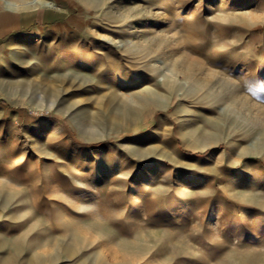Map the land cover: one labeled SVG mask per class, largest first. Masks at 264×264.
Segmentation results:
<instances>
[{"label": "rangeland", "instance_id": "374dc122", "mask_svg": "<svg viewBox=\"0 0 264 264\" xmlns=\"http://www.w3.org/2000/svg\"><path fill=\"white\" fill-rule=\"evenodd\" d=\"M32 1L0 0V264H264V0Z\"/></svg>", "mask_w": 264, "mask_h": 264}, {"label": "bare ground", "instance_id": "6f19581e", "mask_svg": "<svg viewBox=\"0 0 264 264\" xmlns=\"http://www.w3.org/2000/svg\"><path fill=\"white\" fill-rule=\"evenodd\" d=\"M5 1H6V0H5ZM5 3H6V4H1V3H0V12H4V11H15V10H17V9L15 8V7H17L16 5H14L15 7L13 8V7L11 6L10 3H8V2H5ZM30 3H31V2H30ZM54 3H55V2H54ZM28 4H29V3H28ZM9 5H10V6H9ZM12 5H13V4H12ZM32 5H33V6H37V7L39 6V7H40V6H42V5H50V6H53L54 4H53L52 2H51V3H49V2L47 3V2H45L44 0H33V1H32ZM18 6H19V5H18ZM27 6H28V5H27ZM9 7H12V8H9ZM29 7H30V6H29ZM22 8H23V7H22ZM32 9H33V8H32ZM151 10H152V8H151ZM161 16H162V15H161ZM152 17H153V16H152ZM5 19H6V17L4 16V17L2 18V21H4ZM0 22H1V21H0ZM126 26H127V25H126ZM128 26H129V25H128ZM128 26H127V27H128ZM131 26H132V25H131ZM127 27H126V28H127ZM126 28H124V30H126ZM147 28H148V27H147ZM128 29H129V28H128ZM145 29H146V28H145ZM145 29H144V30H145ZM130 30H131V27H130ZM137 30H138V29H137ZM125 32H126V33L129 32V30H127V31H125ZM139 32H140V31H139ZM156 32H157V31H156ZM126 33H125V34H126ZM137 33H138V32H137ZM133 34H134V33H133ZM37 35H38V33L35 34V38H38ZM137 36H138V34H137ZM129 37H131V35H130ZM138 37H141V36H138ZM142 37H143V35H142ZM146 37H147V36H146ZM139 39H140V38H139ZM130 40H131V39H130ZM133 40H134V39L132 38V40L128 42L129 44H127L126 47L134 46L135 43H134ZM138 41H139V40H138ZM125 44H126V43H125ZM118 45H119V44H118ZM124 46H125V45H124ZM124 46H123V47H124ZM136 47H137V46H136ZM136 47H135V48H136ZM132 48H133V47H132ZM138 48H139V47H138ZM136 51H138V49H137ZM123 53H124V52H123ZM126 57H127V56H126ZM136 57H137V56H136ZM124 58H125V57H124ZM130 61H131V60H130ZM162 61H163L162 64H160V66L158 67L159 70H162L163 67L166 65V61H165V60H162ZM154 62H155V61H154ZM150 63H151V62H150ZM150 63H149V65H150ZM156 63H157V61H156ZM155 66H156V64H154V65L152 66V67H153V68H152V71L155 70ZM165 68H166V66H165ZM165 68H164V69H165ZM156 69H157V68H156ZM159 70H158V71H159ZM155 71H156V70H155ZM163 71H164V70H163ZM156 72H157V71H156ZM161 72H162V71H161ZM161 72H160V73H161ZM168 73H169V74L166 75V76H168L167 78H171V77L173 78V77H174V78H177L178 80H180L178 77H176L177 74H176V70H175V68H173V67L169 68V69H168ZM163 77H164V78H163V83H164L166 78H165V76H163ZM154 80H155V78L150 80V85H154V84H155V81H154ZM159 80H160V79H159ZM159 80H158V81H159ZM167 80H168V79H167ZM171 80H172V79H171ZM169 81H170V80H169ZM172 81H173V80H172ZM161 82H162V81H161ZM168 83H169V82H168ZM174 83H176V82H174ZM160 84H161V83H160ZM170 84H171V83H170ZM175 85H176V84H175ZM165 86H166V85H165ZM187 87H188V86H187ZM151 90H152V89H151ZM153 91H154V90H153ZM150 94L154 95V92L151 91ZM156 95H157V97H156V101L158 100V102H162V103H163V102H164V98L162 97V95H161V94H159V95L156 94ZM148 97H149V96H148ZM150 97H151V96H150ZM146 99H147V98H146ZM149 101H150V100H149ZM147 102H148V101H147ZM133 108H134V107H133ZM140 108H142V107H140ZM128 109H129V108H128ZM130 109H131V107H130ZM130 109H129V110H130ZM36 137H37V136H36ZM230 145H231V144H230ZM230 145H229V146H230ZM236 172H237V171H236ZM52 229H53V228H52ZM30 261H31V260H30ZM31 262H32V261H31Z\"/></svg>", "mask_w": 264, "mask_h": 264}, {"label": "crops", "instance_id": "0c3cea01", "mask_svg": "<svg viewBox=\"0 0 264 264\" xmlns=\"http://www.w3.org/2000/svg\"><path fill=\"white\" fill-rule=\"evenodd\" d=\"M6 17V19L4 20V21H2V18L3 17ZM13 17V13H11L10 11H4V12H0V25L1 24H4L5 25V27H7L6 25H7V22H11L10 20H11V18Z\"/></svg>", "mask_w": 264, "mask_h": 264}]
</instances>
